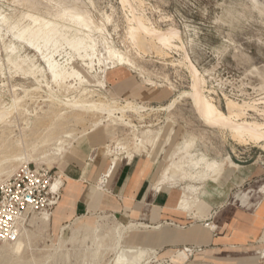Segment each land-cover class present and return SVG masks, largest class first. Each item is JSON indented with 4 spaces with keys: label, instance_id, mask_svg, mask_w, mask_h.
<instances>
[{
    "label": "rangeland",
    "instance_id": "rangeland-1",
    "mask_svg": "<svg viewBox=\"0 0 264 264\" xmlns=\"http://www.w3.org/2000/svg\"><path fill=\"white\" fill-rule=\"evenodd\" d=\"M135 1L136 5L140 4L139 12L153 26L162 30L172 27L180 33L185 52L205 80L208 92L205 95L221 111L225 110L226 100L239 105L248 103L258 111H248L245 120L264 123V0ZM121 4L120 0H0V108L8 106L11 94L18 97L28 94L22 101L24 104L10 116L12 146L7 151H0V156L3 154V158L8 159L4 164L6 173H14L22 165L29 164L49 171L55 177L54 183L59 182L61 187L64 169L85 166L97 146L109 145L115 153L105 156L107 162L114 156L118 164L127 155L135 154L150 161L155 174L159 166H165L167 157L175 153L173 161L177 172L169 188L190 186L199 188L200 192L208 180L221 177L223 171L235 167L237 161L253 164L261 173L262 176L252 184L253 188L263 185L264 149L250 141L239 143L228 133L206 126L198 119L191 100L184 95L189 91L190 76L184 65L179 63L182 52L171 50L161 54L148 45L138 50L131 48L125 40V17L128 13ZM76 17H83L90 24L77 23ZM45 23L55 26L56 34L49 36L47 43H40L43 55L17 40L16 35L22 30L33 28L35 24L43 28ZM77 48L81 50L76 52ZM117 51L130 56L134 63L131 68L124 67L120 74L114 71L123 67H112L114 65L111 66L107 59L115 56ZM86 54H94L100 64L95 62L92 69L84 67L80 57ZM43 56L52 57L58 64L72 59L76 67L82 66L93 78L89 85H78L73 79L54 83ZM104 77L105 87L101 88L96 83ZM133 85L151 87L162 94L147 102L129 100L122 92ZM81 90L86 92L79 97ZM50 93L60 103L48 101ZM86 95H92L96 101L113 100L122 104L128 100L151 107L153 111L141 113L139 118L131 115L128 119L140 126L139 130L153 129L159 137L149 146L136 142L130 150L133 139L130 129L119 125L105 127L104 123L102 132H90L72 141L61 156L53 157L51 145L17 144V134L35 123L40 127L38 135L55 123L59 124L57 130L60 132L71 131L75 136L88 132L97 119L95 114L64 106L66 101L83 100ZM30 96L35 99L31 100ZM85 100L90 101L91 98ZM25 132V140L32 139L29 130ZM26 155L31 159L24 164L13 161L15 156ZM200 158L217 162V171H206V161L196 163ZM7 175L0 179H7ZM53 212L54 208L50 214H32L25 219L20 234L22 246L17 254L12 250L13 243H0V264L116 262L114 253L106 248L94 257L97 246L85 235V230L74 232L81 225L97 226L98 233L112 230L114 217L111 214L89 212L60 223L57 213ZM42 214L48 215L46 223L40 220ZM116 222L119 223L118 220ZM74 234L76 236L71 240ZM165 234L160 229H138L131 233L130 240L134 248L149 256L147 264H170L162 257V249L153 246ZM260 241L264 242V233ZM144 260L140 258L138 264H146Z\"/></svg>",
    "mask_w": 264,
    "mask_h": 264
},
{
    "label": "crops",
    "instance_id": "crops-1",
    "mask_svg": "<svg viewBox=\"0 0 264 264\" xmlns=\"http://www.w3.org/2000/svg\"><path fill=\"white\" fill-rule=\"evenodd\" d=\"M161 94L142 85L122 92L125 98L139 102L152 101ZM103 149L97 146L85 166L63 170L53 212L60 223L89 212H106L119 223L166 233L153 246L162 249V257L170 264H264V242L260 241L264 184L252 187L262 176L253 164L237 161L221 177L208 180L188 212L179 208L178 188H155L152 164L146 158L130 154L109 169ZM183 249L187 259L172 263L171 258Z\"/></svg>",
    "mask_w": 264,
    "mask_h": 264
},
{
    "label": "bare ground",
    "instance_id": "bare-ground-1",
    "mask_svg": "<svg viewBox=\"0 0 264 264\" xmlns=\"http://www.w3.org/2000/svg\"><path fill=\"white\" fill-rule=\"evenodd\" d=\"M120 1L122 3L121 5H123V8L125 7L127 9V13H128L127 16L125 17L126 19L125 40H128L129 45H131V48L133 47L134 49L138 50V49H142L143 46L148 45L150 46V48L152 47L159 53L165 51H171V50H178L182 52L181 62L179 63L184 65L190 76L189 91L184 95L191 100L196 115L198 116V119L202 121L206 126L213 127L218 130H221L222 132L228 133L232 138H234L239 143L250 141L260 145V147L264 149V123H259L257 121L250 122L245 120L248 111H258V110L255 107H253V105H250L248 103H243L242 105H239L238 103L233 102L231 100H226L224 105L225 110L221 111L217 107V105H215L212 102V100L207 95H205V93L207 92L205 90V80L203 76H201L197 68L191 63L188 54L185 52L180 33L172 27H168L162 30V29H158L156 26H153V23L151 24L147 20L148 18L146 19L145 16H143L144 14L142 15L139 12V10L141 9V8L139 9L140 4L136 5L135 0H120ZM32 22L35 23V21L33 20ZM75 22L81 23L84 26H88L90 24V22L83 17H76ZM53 34H56L55 26L45 23V27L42 28V26L35 24L33 28L28 27L22 30L21 32H19L16 35V38L21 42H25L26 44L37 50L39 53H41V55H43V53L41 52L40 43L43 44L47 43L49 36ZM46 35L48 36L46 37ZM80 50H81L80 48L79 49L77 48L76 52H79ZM107 59L110 60L111 66L114 65L112 67L131 68L134 64L130 59V56L119 51L116 52L115 56H113L112 58L108 56ZM43 60L51 76V79L54 83H58L59 81L60 82L66 81L68 79H73L75 82L78 83V85L83 83L89 85V83L93 78L89 76L88 71L81 68L82 66L76 67L74 65L75 63L73 64L74 60L72 59L69 60V62H65V64H58L57 62H55V60L52 59V57L46 58V56H43ZM80 60L82 61L84 67L88 66V68L90 69H92V66L93 64H95V62H97V64H100L99 59H97L94 54H92L91 56H89V54H86V56L80 57ZM104 74L105 72H103V75ZM96 85L100 86L101 88H104L105 82L104 80H101L100 82H97ZM85 92L86 90H81L79 97L83 96ZM27 96L28 94H24V96L22 97H18L15 94H11L10 97H12V99L9 97L10 101L8 106L4 108H0V151L1 152L3 150L7 151V149H9L10 146H12L10 142L12 141L11 135L13 134V131H12V122H10L11 121L10 116L15 110H18L17 108H19L21 104H24L22 101H24V99ZM88 98H91V100L90 101L85 100ZM30 99L34 100L35 98L30 96ZM85 99L83 100L74 99L72 102L66 101V103H64V106L73 108L74 110H78L82 112H91L95 114L97 119L90 125V129L88 132H82L78 136L77 135L75 136L71 131L60 132L57 130L59 128V124L55 123V124H50L48 128L42 132L41 135H38L40 131V127L37 125V123H35L33 124V127L27 126L26 129H22L17 134L16 136L17 144L23 145L28 143L30 144L29 146L42 145V144L51 145L54 148L53 157L61 156L63 152L69 149L72 141H75L90 132H97V131H99V133L102 132V128L104 129L103 127L104 123H106L105 127H109V126L116 127L119 125L118 127L123 126L130 129L131 133L133 134L132 143L129 145L130 150H132V148L135 147L136 142H138L141 145L149 146L154 140H156L159 137L158 133L153 129L146 128L144 130H139L140 126L131 123V121L128 119L129 116L131 115L139 118L141 116V113L151 111L152 110L151 107L147 108L144 104H138L128 100H125L122 104H118L117 101H113V100L112 102H104L100 100L96 101L92 99V95H86ZM47 100L51 101L52 103H60L58 99L56 100L54 98V95H52V93L48 95ZM26 130H29V135H32V139L25 140V138L27 137L25 132ZM108 131L110 132V130ZM119 145L120 144H117V146ZM103 148H104L105 156H109V155L111 156L113 153H115L113 151V148H111L109 145H105ZM120 148H124V147H120ZM175 155H176L175 153L170 154L166 159L165 166H163L162 168L159 166L158 169L156 168L157 169L156 174L154 173L155 188H160L164 186L168 190L171 189L169 187L172 185L171 183L173 182V179L177 172L176 162L173 161ZM0 157H2V159L0 158V178L1 176L7 174L8 175L6 176V178H9L15 172L11 174L6 173L4 164L7 163L8 159L6 157L3 158V154ZM30 159L31 156L29 157L27 155L26 157L15 156L13 158V161L17 162L18 164H24L27 161H30ZM115 160L116 157L112 156L111 160L109 161V169L113 168L116 165ZM46 161H48V159ZM151 161L153 163L155 162V158H153V156L151 158ZM205 161H206L205 158H200L196 161V163H203ZM217 167L218 164L215 161H211V162L206 161L205 163V169L209 173H215L217 171ZM182 177H186V176L182 175ZM2 181L3 180L0 179V183ZM58 188H59V182L56 181L52 186V191L55 192L57 191ZM179 191H180L179 208L183 211L191 212V210L195 207L198 201L199 188H192L190 186H185L179 189ZM40 220L42 223H46L48 221V215L42 214ZM112 223H113L112 230H104L101 233H98L99 231H97L96 229L98 228L97 226H90V225L77 226L74 232L85 230L86 232L85 235L88 238H91L92 242L95 243L97 246L96 252H94L93 254L94 257L98 254V252L102 248L104 249L106 248L109 249L111 252H113L115 255V259H117L116 262L112 261V264H138L140 258H145L144 261L146 263L148 261L149 256L147 257L146 255H144V252L134 248L132 243H130L129 239L133 231H136L138 229L146 230L147 227L144 225L142 226L140 225L141 228H139L137 226L131 225L129 222L127 224L118 223L114 218L112 219ZM75 236L76 235L74 234L71 237V240H74ZM25 237L27 236L25 235ZM21 246L22 243H21V235H20L18 239L12 244L13 252L17 254L20 251ZM186 253L187 250L184 249L177 251L175 253V256L171 258L172 263L184 262L187 259Z\"/></svg>",
    "mask_w": 264,
    "mask_h": 264
},
{
    "label": "built area",
    "instance_id": "built-area-1",
    "mask_svg": "<svg viewBox=\"0 0 264 264\" xmlns=\"http://www.w3.org/2000/svg\"><path fill=\"white\" fill-rule=\"evenodd\" d=\"M54 181L49 171L26 164L0 183V243L15 242L28 216L50 214L59 200Z\"/></svg>",
    "mask_w": 264,
    "mask_h": 264
}]
</instances>
